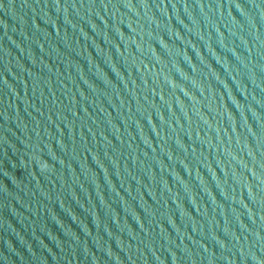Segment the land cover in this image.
<instances>
[{
	"label": "water",
	"instance_id": "water-1",
	"mask_svg": "<svg viewBox=\"0 0 264 264\" xmlns=\"http://www.w3.org/2000/svg\"><path fill=\"white\" fill-rule=\"evenodd\" d=\"M0 264H264V0H0Z\"/></svg>",
	"mask_w": 264,
	"mask_h": 264
}]
</instances>
